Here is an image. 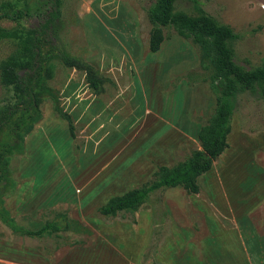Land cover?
<instances>
[{
  "label": "rangeland",
  "instance_id": "1",
  "mask_svg": "<svg viewBox=\"0 0 264 264\" xmlns=\"http://www.w3.org/2000/svg\"><path fill=\"white\" fill-rule=\"evenodd\" d=\"M152 1L0 0L32 7L20 22L40 30L43 45L30 67L19 71L24 102L0 84V109L6 111L0 161L16 125L32 114V93L41 85L53 91L71 125L70 134L52 101L40 98V118L5 168L4 207L23 229L60 214L88 231L27 237L0 221V264H204L201 241L210 218L224 229V246L239 262V236L246 239L250 262L260 254L252 252L264 241V99L255 93L235 94L227 148L197 179L196 194L180 187L158 190L134 212L98 213L110 198L150 181L158 167L199 149L197 132L214 107L207 72L189 41L167 27L159 49L149 52L145 10ZM195 6L235 35L230 46L237 66L262 64L264 0L174 3L188 16L197 14ZM9 26L0 20V27ZM11 49L9 41H0V60ZM60 54L94 68L101 92L93 94L84 74L64 67ZM239 219L238 232L233 220Z\"/></svg>",
  "mask_w": 264,
  "mask_h": 264
},
{
  "label": "trees",
  "instance_id": "2",
  "mask_svg": "<svg viewBox=\"0 0 264 264\" xmlns=\"http://www.w3.org/2000/svg\"><path fill=\"white\" fill-rule=\"evenodd\" d=\"M177 0H153L146 8V17L151 24L148 35V50L155 53L164 40L163 29L171 27L175 34L189 41L197 50L199 65L207 72V81L214 95V107L211 115L202 125L196 135L199 149L193 150L182 162L170 167H158L152 179L138 188L125 192L107 200L98 208V213L105 217H112L120 212H134L143 204L148 196L158 190L180 187L187 194L198 192L197 178L208 172L213 161L227 148L226 138L230 132V122L234 111V97L237 93H255L264 99V60L262 64L251 70H244L233 62V52L230 42L236 37L225 25L202 12L195 6L197 14L188 16L174 8ZM32 7L26 4L24 8H16L10 3H0V20L10 21L9 27H0V41H9L12 49L9 55L0 60V84L10 87L18 100L24 102L27 94L23 86L19 71L30 67L32 59L41 54L40 30L30 29L21 24V19L30 16ZM60 63L66 68L81 71L93 94L101 92L102 79L97 71L78 58L66 54L58 55ZM47 77H50L51 65L45 62ZM49 74V76H48ZM49 98L54 110L68 123L69 133L71 125L68 117L58 108L57 97L49 88L41 85L32 93V114L26 121L16 125L12 134V141L7 145L5 155L0 161V221L14 234L27 237L50 236L63 231H80L87 233V229L76 221H69L60 214H56L50 222H45L34 230L23 229L18 226L4 207L3 191L9 181L7 167L9 156L22 152L23 138L29 134L33 125L40 118L38 105L40 98ZM6 111L0 109V120L5 118ZM70 225L74 227L71 228Z\"/></svg>",
  "mask_w": 264,
  "mask_h": 264
},
{
  "label": "crops",
  "instance_id": "3",
  "mask_svg": "<svg viewBox=\"0 0 264 264\" xmlns=\"http://www.w3.org/2000/svg\"><path fill=\"white\" fill-rule=\"evenodd\" d=\"M228 136V135H227ZM227 139V138H226ZM198 150V149H197ZM212 166V165H211ZM210 171V170H209ZM208 171V172H209ZM206 172V173H208ZM205 173V174H206ZM204 175V174H203ZM198 179V178H197ZM177 188V187H174ZM173 189V188H169ZM168 190V189H165ZM220 213H222V210L220 209ZM206 217V216H205ZM238 220V219H237ZM234 221V227L237 228L238 232L241 231V223L240 219L239 221ZM207 235L205 238L201 241L204 251H205V261L204 264H264V241L260 242L255 246L253 249V252H260V254L256 255L253 259V262H250V257L247 255V249L244 245V242H246V239L243 236H239L238 241V255L240 256V262L233 254V251L230 252V254L227 252V248L224 246V236L223 231L224 229H221V225L218 224L216 220H212L211 218L208 219L207 222ZM234 233V232H231ZM209 251L206 253V251Z\"/></svg>",
  "mask_w": 264,
  "mask_h": 264
}]
</instances>
